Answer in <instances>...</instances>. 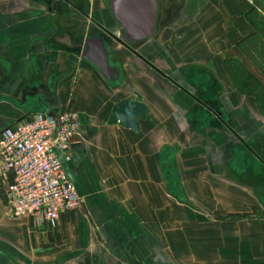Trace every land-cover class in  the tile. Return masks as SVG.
Returning <instances> with one entry per match:
<instances>
[{
  "label": "crops",
  "instance_id": "1",
  "mask_svg": "<svg viewBox=\"0 0 264 264\" xmlns=\"http://www.w3.org/2000/svg\"><path fill=\"white\" fill-rule=\"evenodd\" d=\"M173 2L160 7L159 17L179 2L184 18L170 19L157 33L156 21L142 51L192 94L134 55L110 62L125 72L126 85H118L122 78L112 82L71 49L84 46L85 18L80 27L65 23L71 34L58 36L47 18H15L12 11L0 17V132L36 112H56L59 103L78 110L80 135L68 168L83 193L78 208L55 223H37L32 216H13L0 188V264L18 263L12 254L24 255L28 264H80L98 249L122 243L159 263L168 241L176 264H264V225L254 216L220 222V237L210 240L212 220L202 239L198 232L188 238L185 225L192 221L186 205L209 218L252 204L256 210L249 211L264 217V80L249 48L258 31L239 0ZM91 3L92 18L114 32L120 24L111 2ZM32 94L43 102L32 106ZM131 94L150 109L139 130L108 122L113 106ZM214 247L227 254L215 255Z\"/></svg>",
  "mask_w": 264,
  "mask_h": 264
},
{
  "label": "built area",
  "instance_id": "2",
  "mask_svg": "<svg viewBox=\"0 0 264 264\" xmlns=\"http://www.w3.org/2000/svg\"><path fill=\"white\" fill-rule=\"evenodd\" d=\"M36 112L0 132V188L15 217L55 223L82 204L66 163L80 135L73 112Z\"/></svg>",
  "mask_w": 264,
  "mask_h": 264
},
{
  "label": "flooded vegetation",
  "instance_id": "3",
  "mask_svg": "<svg viewBox=\"0 0 264 264\" xmlns=\"http://www.w3.org/2000/svg\"><path fill=\"white\" fill-rule=\"evenodd\" d=\"M21 1L17 0L16 2L22 3ZM175 1L176 0H174V2ZM25 2L26 3L23 2V5L19 9V11L14 12L15 18H27L33 16L47 18L51 23H54L57 26L55 28L56 29L55 35L58 36L59 34H64V33L71 34L70 26L69 28H67V26H65V23L75 22L80 27L81 19L85 18V20L87 19L90 22L88 24L89 26L88 35L102 34L103 37L105 38V43L108 49L109 62L112 63L119 60L118 63L121 64L122 59L120 57L128 56V55L129 56L134 55V57L137 56L140 59H142L146 65L152 67L161 75L171 79L174 83L178 84L186 91H188L190 94H192V92L189 91L190 89H188L187 86H184L183 84L180 85L177 80H175L172 76H170L166 71L158 67L149 57H147L143 53L142 49L146 48L145 46L148 45L146 44L147 41L149 40L152 41V38L142 37L139 40H133L130 34H128L121 26H117L114 29V32L104 31V29L100 27V24L96 23L94 18H92L91 16L90 11L93 5L91 3V0H26ZM110 2L111 0H106L107 5ZM165 2H167V0H163V1L159 0L158 11L160 10V7L165 5ZM66 7H70L72 11L75 10L74 12H76L75 13L76 17H74V14H70L69 10H67ZM110 8H111V4H110ZM183 10H184L183 4H180L178 2L175 4L172 11L170 9L166 10V8H164V10L162 11L164 18L159 17V13H158V17H157L158 24L156 28V33L157 30L160 29V27L163 26L164 23H168L170 19H173L175 22H177L179 21L180 18L181 19L184 18ZM111 15L115 19L112 12ZM116 30H118V33H115ZM77 39L78 41H80V37H78ZM71 49L72 51L77 52L78 54L81 53L82 55L83 48H81L80 45L79 47L74 46ZM158 69L161 70L162 72L158 71ZM118 70L120 72L123 71L122 69H120V67ZM124 76H125V72H122L120 74L119 79L114 81L112 80V82H117L122 78V81H120L118 85L120 87H123L124 85H126V79ZM31 96H32V101L30 102V104L32 106H35L36 104H40L43 102V99H41V97L35 99L33 97L34 96L33 94ZM210 108L212 109V112L219 117L221 124H224L225 126L226 125L224 121L225 118H223L219 109L216 108V106L214 107L212 105L210 106ZM66 165L68 168V162L66 163ZM69 170L70 169L68 168V171ZM122 244L119 247L117 246L115 249H110V247L108 246L110 249V250L108 249L109 251L106 250L105 248L98 249L97 252H95L94 255H92L91 257L89 256L83 257L80 261V264H165L164 261L158 263L156 262V260H153L148 252L141 251L138 255L137 253H130L128 250H126L125 245ZM1 261L2 258H0V262Z\"/></svg>",
  "mask_w": 264,
  "mask_h": 264
},
{
  "label": "water",
  "instance_id": "4",
  "mask_svg": "<svg viewBox=\"0 0 264 264\" xmlns=\"http://www.w3.org/2000/svg\"><path fill=\"white\" fill-rule=\"evenodd\" d=\"M159 0H112L111 11L120 26L130 34L133 40L142 37H150L154 34V25L157 21ZM100 24V23H99ZM118 33V30L115 31ZM82 57L95 65L103 75L110 80H117L120 77L118 68L110 65L108 49L105 38L102 34L87 35L84 40ZM158 71L162 72L158 69ZM150 112L147 104L134 98L133 94L128 95L118 101L112 108L108 122L120 121L125 127L139 130L140 120ZM57 117V114L53 112ZM225 121V120H224ZM226 126L236 133L235 129L225 121ZM74 141V138L72 139ZM75 180L74 175L68 171ZM79 195L83 197L82 190L76 182Z\"/></svg>",
  "mask_w": 264,
  "mask_h": 264
},
{
  "label": "rangeland",
  "instance_id": "5",
  "mask_svg": "<svg viewBox=\"0 0 264 264\" xmlns=\"http://www.w3.org/2000/svg\"><path fill=\"white\" fill-rule=\"evenodd\" d=\"M17 0H0V17H3L6 18V17H9L8 12H17L19 11V9L21 8V6L23 5V2L26 3L25 1L26 0H20L22 3H17L16 2ZM198 1V0H197ZM199 1H202L204 2V0H199ZM241 4L244 5L245 9L248 11V14L246 12V17L248 20H250L251 22L254 23V26L255 28L257 29L258 31V34L254 37V43H252V46L250 45V49L251 48H254V57H259V58H255V61L259 62L260 64V67H261V73L257 70V73L258 75H260L262 77V79L264 80V0H239ZM17 7L19 9H17ZM67 10H69L70 14H74V17H76L75 13L74 12L75 10H71L70 7H66ZM10 16H13V14L11 13ZM86 21V25L89 24V20H85ZM257 23H259V27L257 26ZM80 65V64H79ZM248 73H244V77L246 79V81L248 80ZM256 80V78H255ZM118 93H120V91H118ZM122 94H126L125 91H122L121 92ZM262 93V97H264V91L262 90L261 91ZM121 96V95H120ZM119 95L117 96V98L120 97ZM73 95L72 98L73 99ZM117 98H110L108 99L109 102L111 101V103L116 100ZM108 102V101H107ZM55 108H57V111L56 112H73V113H76L79 117V111L76 110V109H73L71 108L70 106H63L62 104H58V106H56ZM262 112L264 114V108H262ZM3 199H4V202H5V205L7 206V208H9V205L7 203V201L5 200V197H4V194H3ZM186 204V203H185ZM187 204H191L190 202L187 203ZM203 204V203H202ZM252 207H245V205L243 207L245 208H239V209H235V210H232V211H226V210H217L214 212L213 216L209 215L208 217L209 218H205L207 216V213L203 212V214L200 216H196V213L195 211L193 210V208H188V206L186 205L185 208H187L188 210L191 211L192 215H191V220L192 221H189L187 220L188 222H186L185 225L188 226L187 230H189L188 233H191V235L189 234L188 235V238H191V239H194L196 238V234L195 232L197 233H200L197 238H201L205 236H203V233L201 232H205L203 231V226H206L209 225V222L212 220V223H213V228L211 230H208L206 233H208L206 236H208L209 240L212 239V238H215L216 237H220V234L216 232L217 231H220V222H224V223H227L229 222L230 224H233V223H236L237 220H247L246 218H252V216H254L253 218H255L256 220H260L261 221V224L262 226L264 225V217H262L263 214H260L261 217H259V212L258 211H249V209L251 210L252 209H255L256 207L253 206L251 204ZM256 210V209H255ZM198 215H200V213H197ZM206 215V216H205ZM200 217V218H198ZM247 225V224H245ZM209 232H213L212 235H209L210 233ZM194 233V234H193ZM214 235V236H213ZM194 243V241H192ZM163 249V252L166 253L163 257V261L165 264H176L172 261V259L174 258V254H172L174 252L170 242H166L164 248ZM214 251H217L215 253V255L219 254L220 251L224 252L225 254H227L226 250L224 249H219L217 250V247H214L213 249ZM13 258L14 260H16V264H28V262H30L29 259H26V257H24V255H19V254H12L10 255V258ZM38 257V255H37ZM224 260H226L227 258L226 257H223ZM229 259H231V257H229ZM236 259V258H235ZM4 260H7V258H5ZM62 262V263H60ZM59 264H64L63 261H59L58 262ZM31 264H32V261H31ZM234 264H239V263H234Z\"/></svg>",
  "mask_w": 264,
  "mask_h": 264
},
{
  "label": "trees",
  "instance_id": "6",
  "mask_svg": "<svg viewBox=\"0 0 264 264\" xmlns=\"http://www.w3.org/2000/svg\"><path fill=\"white\" fill-rule=\"evenodd\" d=\"M263 91H264V90H263ZM261 94H262V93H261ZM261 97H262V95H261ZM262 98H263V100H264V97H262ZM262 104H263L262 106H263V108H264V101H263V103H262Z\"/></svg>",
  "mask_w": 264,
  "mask_h": 264
}]
</instances>
